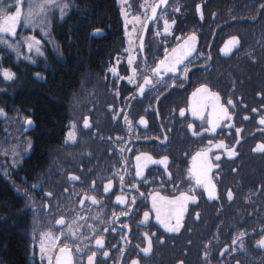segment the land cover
<instances>
[{
	"label": "flooded vegetation",
	"instance_id": "flooded-vegetation-1",
	"mask_svg": "<svg viewBox=\"0 0 264 264\" xmlns=\"http://www.w3.org/2000/svg\"><path fill=\"white\" fill-rule=\"evenodd\" d=\"M159 3H147L148 15L137 48L134 76L138 83L123 80L131 77L125 55L108 73L117 89H88L84 92L88 97L74 96L76 105L63 145L59 151L47 153L40 184L33 186L45 209L49 231L67 237L59 240L54 263L59 249L67 245L74 264H88L92 251L94 264H264V245L260 243L264 240V151L257 150L264 144V124L260 123L264 119V0H170L148 28L142 51L140 42L151 19V7ZM161 19L172 25L171 37L158 23ZM193 35L194 43L189 40ZM234 37L239 43L225 54V45ZM185 42L193 44L191 55L177 72L157 78L152 68L164 59L166 50L170 56L172 49ZM145 76L151 78V84H144ZM205 86L219 94L220 103L231 115L215 131L211 130L210 100L200 115H192L193 93ZM89 97L94 102L82 101ZM228 100L233 104L228 105ZM85 119L89 128L84 127ZM107 121L106 129L117 128L109 136L103 132ZM33 127L34 123L27 124L25 131L31 142L28 133ZM70 131L75 141L68 139ZM221 141L235 154L217 149L215 145ZM209 147L216 200H210L205 189L189 179L192 157ZM32 154L30 151L24 160H34ZM136 156L154 160L166 156L168 168L149 163L143 177H137ZM117 173L124 176L123 192ZM109 181L113 186L105 193ZM228 191L233 194L231 200ZM157 193L166 200H176L182 193L196 197V202L187 204L178 232H168L156 221L151 197ZM117 195L128 203L118 204ZM133 195L135 204L131 203ZM92 196L96 204L91 202ZM125 210L128 214L122 215ZM146 211L149 220L145 223ZM61 218L63 225L57 223ZM69 227L75 236L69 234ZM100 236L103 249L95 244ZM148 237L152 246L145 253Z\"/></svg>",
	"mask_w": 264,
	"mask_h": 264
},
{
	"label": "trees",
	"instance_id": "trees-1",
	"mask_svg": "<svg viewBox=\"0 0 264 264\" xmlns=\"http://www.w3.org/2000/svg\"><path fill=\"white\" fill-rule=\"evenodd\" d=\"M61 1L66 5L63 15L55 10L49 16L52 43L43 40L38 30H24L21 19L16 36H8L12 43L22 46L21 53L0 44V70L15 73L13 80H7L0 71V110L4 113L0 117V141L8 137L5 134L11 118L31 119L34 127L28 135L35 156L14 167L0 153V264H45L39 244L49 226L33 186L40 184L47 153L59 151L63 145L76 105L73 97H88L84 93L88 89L115 88L108 73L126 55L117 0ZM25 4L26 0L24 11ZM0 6L12 11L15 0H0ZM32 37L40 41L38 56L24 49ZM82 101L94 102L90 97Z\"/></svg>",
	"mask_w": 264,
	"mask_h": 264
},
{
	"label": "snow or ice",
	"instance_id": "snow-or-ice-1",
	"mask_svg": "<svg viewBox=\"0 0 264 264\" xmlns=\"http://www.w3.org/2000/svg\"><path fill=\"white\" fill-rule=\"evenodd\" d=\"M167 0H160V3L151 7V18L155 19L157 15V8L160 7V5H166ZM23 4L24 0H15V7L12 9V11H9V8L0 6V43H8L7 37H15L17 28L21 23V19H23L24 26L27 27L29 25H32L35 27L37 23H42L44 20L47 19L48 13L52 11V5L55 4V0H43L42 3L34 4L32 0H28L27 2V11L23 10ZM57 8H60L59 5H55ZM66 7V5L64 6ZM61 15H63V8H60ZM202 15V14H201ZM137 22H140L139 17L136 18ZM174 23V22H173ZM172 25L168 24L167 20L164 22V31L168 32L169 28ZM32 42L28 43L29 49H32L34 45H36V51L39 53L40 49L38 45L40 44L39 40H36L34 37L30 38ZM189 40L193 43L196 40L195 35L189 37ZM239 40L237 38H233L232 40H229L227 44L225 45L223 51L225 54H227L229 51H231V47L234 44H238ZM12 45L9 44V47ZM193 51V44H189L188 42H185L184 45H178L177 48L172 49L171 56L169 54L165 53L164 59L159 61V64L154 66L152 68V72L157 78L162 79L163 75L169 72L175 73L178 70V66L184 62V60L191 55ZM129 63H131V60H129ZM2 75L7 80H13L15 78V73L10 72L7 69H2ZM133 73L135 74V69L133 70ZM186 75V71H185ZM129 83L133 82L132 77H129ZM152 80L151 78L145 76L144 78V84L148 85L151 84ZM139 92L143 94L144 87H139ZM198 94L199 99H196ZM194 97V103L192 108V115L198 116L200 115L205 107H207V101H211V108H212V120H211V130L215 131V129L220 125L222 121H227L231 119V115L229 113V110L227 107H225L223 104L220 103V96L218 93H211L210 90L205 86L201 89H198L196 93H193ZM228 105H232L233 102L231 100L227 101ZM185 113L183 110H181L180 115L183 116ZM4 116V113L2 110H0V117ZM126 123H130L127 120V117H125ZM26 123L28 125H32V120H27ZM141 124L146 125V121L141 119ZM261 124H264V119L260 120ZM75 128V125L72 126ZM84 127L89 128L90 124L87 119L84 120ZM191 127V125H190ZM193 135H197L195 131L192 133ZM68 139L75 141L76 137L74 132L68 133ZM209 145H211V141H209ZM28 147L30 148L31 145L29 144ZM217 149H224L228 152L229 156L234 155V150H229L228 146L225 145L222 141L215 145ZM212 149L209 147L206 150L198 151L196 154L192 157V167L189 170V179L194 180L195 185L201 186L205 189L207 192L208 198L210 200H216L219 199V196L217 194L216 184L212 181L210 178V172L213 168L212 163L210 162V157L208 156V152H210ZM258 151H264V144H261L257 148ZM216 160L220 159L219 155L215 156ZM136 173L135 175L137 177H143L144 175V169L147 167L149 163L151 164H159L163 165L164 169L167 170L168 168V158L165 156L163 159L160 160H154L150 156H136ZM119 175V183H120V189L121 192H123L124 189V176ZM168 178L171 179V173H168ZM73 179H79V177H73ZM112 182L109 181L108 184H106L103 188V191L105 193L109 192L112 189ZM133 187H137L138 185H133ZM194 190V189H193ZM141 196H143V193H139ZM49 195H51L49 193ZM232 192H227V197L229 200L232 199ZM85 199H89L88 196H85ZM91 202L93 204L97 203L96 197L92 196L90 197ZM116 202L118 204H126L128 201L123 195H117L115 197ZM152 200V208L155 209V219L156 221L168 232H178L180 227H182L181 220L183 219V214L186 211L187 204L189 202H196V197L193 195H189L188 193H182L179 198L176 200H166L164 197H160L159 194H155L151 197ZM132 204H135V196L132 197ZM81 204H83V201H81ZM122 215H127L128 211L125 210L121 213ZM144 221L147 222L149 220V212H144ZM199 214L197 213V217ZM175 221V223H173ZM58 224L63 225L65 223L64 219L61 218L57 221ZM75 223V222H74ZM104 231H107V228L104 229ZM69 234L72 236H75V232L72 231V228L69 227ZM60 235H64L63 232L60 233ZM243 234H241L242 236ZM145 236L147 237V233H145ZM59 241V236L53 235L51 232L44 233L42 237V243H41V251L43 252L45 248H47L49 251H52L55 246L57 245ZM235 243V241H233ZM262 245H264V240L260 242ZM95 244L98 248L103 249L104 248V239L103 236H100L99 238L95 239ZM152 241L151 237H148V247L143 249L145 253L149 252L151 250ZM79 251V248L77 249ZM60 255L58 258H56V264H72L71 259V250L65 245L64 247H61L59 249ZM104 256L108 255V252L105 251L103 253ZM95 260V251L91 252V255L87 257L88 264H94ZM49 264H52V257H49ZM132 264H137L136 261H133Z\"/></svg>",
	"mask_w": 264,
	"mask_h": 264
},
{
	"label": "rangeland",
	"instance_id": "rangeland-1",
	"mask_svg": "<svg viewBox=\"0 0 264 264\" xmlns=\"http://www.w3.org/2000/svg\"><path fill=\"white\" fill-rule=\"evenodd\" d=\"M118 4L121 9V15L123 19V24H124V31H125V38H126V56L124 57L125 60L127 61V65L129 66L130 69V74L133 79L132 85H135L138 83V78H136L133 73V70L135 69V73L137 72V67H138V56H137V48H138V41L142 32V28L145 24V20L147 18L148 12H147V3L148 0H117ZM27 2L26 0V8H27ZM34 4H39L42 3L43 0H32ZM55 5H59L60 8H64L63 3L61 0H55V4L52 5V11L48 13L47 19L44 20L42 23H37L35 27L32 25H29L27 27L23 26V29L26 31H32L35 32L38 30L39 34L42 35L43 40L52 43L53 39L50 36L49 33V16L51 12L57 10L60 11V8H57ZM27 11V9H26ZM139 17L140 22H137L136 18ZM162 18L163 15L161 16ZM163 20V21H162ZM23 21V19H22ZM164 19H161V22L158 21L159 24H163L164 26ZM168 22V21H167ZM157 23V24H158ZM168 24H170L168 22ZM171 28H169L167 35L169 37L172 36L173 30L171 32ZM174 28V27H173ZM8 43H0L1 45H8L11 44L12 48L18 53H21L20 44L12 43L11 40L8 39ZM32 42L30 39L25 43L24 49L27 51V53H31L34 56L40 55L41 50L39 53L36 51V45L33 46L32 49H29L28 43ZM22 47V46H21ZM39 49L40 46L38 45ZM129 60H131V63H129ZM119 62V61H118ZM113 67V71L117 70V64ZM120 65V64H119ZM134 76V77H133ZM129 78V77H128ZM123 79L124 81H128ZM27 119L23 118L21 116H16L11 118L8 122L6 134L8 137H2L0 141V153L8 158L10 161L11 165L16 167L21 164V162L24 160V157L28 155L32 149V142L29 137H26V123ZM0 135H3L2 132H0ZM31 145L29 148L28 145ZM51 232L49 229L46 231V233ZM52 233V232H51ZM53 234V233H52ZM55 236H59L56 234H53ZM65 236L61 235L59 236V240L61 241H66ZM59 242V241H58ZM41 243L42 239L39 244V253L40 257L45 261V264H49V257H52V263H54V257L57 253V250L60 245L55 246V248L52 251H49L47 248L42 252L41 251ZM60 243V242H59Z\"/></svg>",
	"mask_w": 264,
	"mask_h": 264
},
{
	"label": "water",
	"instance_id": "water-1",
	"mask_svg": "<svg viewBox=\"0 0 264 264\" xmlns=\"http://www.w3.org/2000/svg\"><path fill=\"white\" fill-rule=\"evenodd\" d=\"M169 1H170V0H167L166 5H160V7L157 8V15H158V13H159V11H160L161 8L165 9V8L167 7ZM198 11H199V15L202 17V15H201V14H202V10H201L200 7L198 8ZM157 15H156V17H157ZM155 19H156V18H155ZM155 19H152V18H151V19L148 21V23L146 24V27H145V30H144V33H143V36H142V38H141V42H140V47H141V50H142V51L144 50V43H145V39H146V33H147V30H148V28L150 27V25L154 22ZM170 56H171V55H170ZM59 255H60V252L58 253V255H57L56 258H58ZM71 259H72V264H74L72 254H71ZM55 264H56V260H55Z\"/></svg>",
	"mask_w": 264,
	"mask_h": 264
},
{
	"label": "bare ground",
	"instance_id": "bare-ground-1",
	"mask_svg": "<svg viewBox=\"0 0 264 264\" xmlns=\"http://www.w3.org/2000/svg\"><path fill=\"white\" fill-rule=\"evenodd\" d=\"M108 124H109V122L107 121V122H105V125H103V132H104V133H107V135L109 136V135H110L113 131H115L117 128L114 127V128H108V129H106L105 126H108Z\"/></svg>",
	"mask_w": 264,
	"mask_h": 264
}]
</instances>
